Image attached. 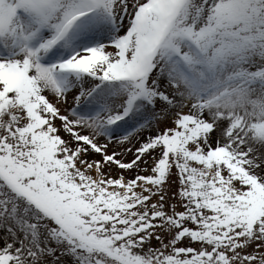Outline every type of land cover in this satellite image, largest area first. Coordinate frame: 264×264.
I'll return each mask as SVG.
<instances>
[{
	"label": "snow or ice",
	"instance_id": "6c2138e0",
	"mask_svg": "<svg viewBox=\"0 0 264 264\" xmlns=\"http://www.w3.org/2000/svg\"><path fill=\"white\" fill-rule=\"evenodd\" d=\"M0 264H264V0H0Z\"/></svg>",
	"mask_w": 264,
	"mask_h": 264
}]
</instances>
